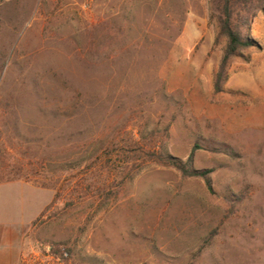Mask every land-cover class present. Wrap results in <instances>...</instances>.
<instances>
[{
    "label": "rangeland",
    "instance_id": "1",
    "mask_svg": "<svg viewBox=\"0 0 264 264\" xmlns=\"http://www.w3.org/2000/svg\"><path fill=\"white\" fill-rule=\"evenodd\" d=\"M210 13L209 0H0V182L41 188L0 186V215L47 204L21 264H264V46L215 92L226 39ZM195 144L211 189L143 153L185 161Z\"/></svg>",
    "mask_w": 264,
    "mask_h": 264
},
{
    "label": "trees",
    "instance_id": "2",
    "mask_svg": "<svg viewBox=\"0 0 264 264\" xmlns=\"http://www.w3.org/2000/svg\"><path fill=\"white\" fill-rule=\"evenodd\" d=\"M209 4L210 18L216 22L218 28L216 42L223 38L226 39L224 54L214 76V90L215 92H221L228 79L233 59L242 55L243 51L253 46H259L251 31L256 16L260 12H264V0H209ZM198 148L199 145L195 144L185 161L163 150V146H160L158 150L143 153L150 158L155 157L156 159H152L154 163L177 169L183 177L203 178L207 187L211 189L212 179L210 174L213 169H196L193 166L194 155ZM224 151L230 152L229 149ZM136 162L134 161L131 167H126L125 181L133 179L144 168V161ZM121 179L123 180V178ZM125 181L123 180L122 183Z\"/></svg>",
    "mask_w": 264,
    "mask_h": 264
},
{
    "label": "crops",
    "instance_id": "3",
    "mask_svg": "<svg viewBox=\"0 0 264 264\" xmlns=\"http://www.w3.org/2000/svg\"><path fill=\"white\" fill-rule=\"evenodd\" d=\"M252 36L259 45L264 46V12H260L256 16L252 26ZM16 182L41 190V188L22 180H5L0 182V186H8ZM46 205L39 210L38 214H36L37 217L42 213ZM33 218L19 220L14 217L7 218L0 215V264H21L24 235L30 228Z\"/></svg>",
    "mask_w": 264,
    "mask_h": 264
},
{
    "label": "built area",
    "instance_id": "4",
    "mask_svg": "<svg viewBox=\"0 0 264 264\" xmlns=\"http://www.w3.org/2000/svg\"><path fill=\"white\" fill-rule=\"evenodd\" d=\"M65 254H67V253H65Z\"/></svg>",
    "mask_w": 264,
    "mask_h": 264
}]
</instances>
